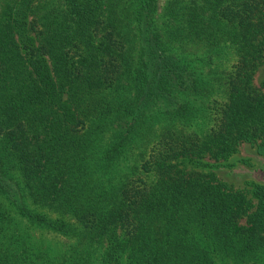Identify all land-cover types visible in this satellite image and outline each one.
Returning a JSON list of instances; mask_svg holds the SVG:
<instances>
[{"label": "trees", "instance_id": "obj_1", "mask_svg": "<svg viewBox=\"0 0 264 264\" xmlns=\"http://www.w3.org/2000/svg\"><path fill=\"white\" fill-rule=\"evenodd\" d=\"M157 10L0 0V264H264V185L180 167L264 155V0Z\"/></svg>", "mask_w": 264, "mask_h": 264}, {"label": "rangeland", "instance_id": "obj_2", "mask_svg": "<svg viewBox=\"0 0 264 264\" xmlns=\"http://www.w3.org/2000/svg\"><path fill=\"white\" fill-rule=\"evenodd\" d=\"M58 1V0H57ZM170 0H158V10H157V20L158 27L160 30H163L164 22V10L167 3ZM177 53L180 57L185 58L188 62L199 64V59H202L203 51L201 47L196 44H177L176 45ZM181 58V59H182ZM223 66V65H222ZM264 82V65L261 66L254 77V85L258 90L264 93L263 88ZM182 169L198 172H214L221 182L233 187L236 190L243 191L246 195L252 197V186L251 184H260L264 185V155H260L257 152V147L248 143H241L238 147V152L233 155L229 160L222 162H215L210 159H205L200 162H184L180 163ZM256 203V200H254ZM37 233L29 234L30 243H40L46 245L49 249L47 254L51 257L57 255V252H64L69 249L71 244L70 241H67L62 238H52L46 235L41 234L39 231ZM89 264H100L96 258H93L92 262Z\"/></svg>", "mask_w": 264, "mask_h": 264}]
</instances>
